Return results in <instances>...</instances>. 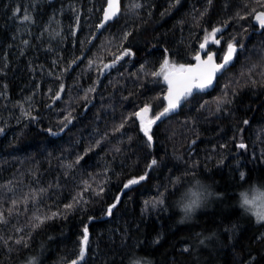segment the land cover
Instances as JSON below:
<instances>
[{"label":"trees","instance_id":"trees-1","mask_svg":"<svg viewBox=\"0 0 264 264\" xmlns=\"http://www.w3.org/2000/svg\"><path fill=\"white\" fill-rule=\"evenodd\" d=\"M136 2L143 6L134 9ZM58 3L67 5L62 31H49ZM16 6L18 0H0V185L11 181L17 200L32 190L44 193L12 208L9 225H0L5 239L24 238L19 245L0 243V264L71 261L85 226L89 244L79 264H264V221L237 203L241 190L264 182V29L237 14L264 8L254 0H121L119 17L96 36L105 0H44L36 5L31 32L12 23ZM77 10L80 25L73 35ZM214 27L223 29L216 35L220 43L210 40L208 51L219 60L231 38L243 49L213 90L196 92L152 126L149 146L132 113L150 104L153 117L166 106L167 85L151 73L160 70L165 49L170 62L192 63ZM126 32L131 35L124 40ZM125 49L134 55H123ZM117 56L122 58L103 69ZM61 83L64 91L56 98ZM225 95L231 103L217 112L216 99ZM69 112L71 123L64 121ZM241 139L246 149L237 147ZM152 159L157 165L149 169ZM145 172V180L124 189ZM197 178L213 194L193 218L181 221L176 199ZM78 193L86 203L64 211ZM10 196L5 193L6 213ZM116 197L113 214L105 215ZM159 197L166 210L142 212L145 201ZM57 211L59 216L32 227L34 217Z\"/></svg>","mask_w":264,"mask_h":264},{"label":"snow or ice","instance_id":"snow-or-ice-1","mask_svg":"<svg viewBox=\"0 0 264 264\" xmlns=\"http://www.w3.org/2000/svg\"><path fill=\"white\" fill-rule=\"evenodd\" d=\"M212 0H208V3L211 4ZM179 0H175V4H178ZM254 3L260 5L261 8H264V0H254ZM106 7L102 9L103 16H102V22L100 25H98V28H103L104 24L117 17L120 12V0H105ZM143 5L139 2H136L133 4L134 9H140ZM174 4L170 5V7H173ZM75 10V9H74ZM20 12V8L17 7L14 10V15L18 14ZM248 16H251L258 24V26L261 29H264V10L258 11L255 7H252L246 15L241 16L239 13L237 14L238 19H247ZM22 20L24 22H32L33 17L25 11V14L22 17ZM80 25V17L77 10V15L75 17V26L72 28V34L75 35V31L78 30ZM221 27H214L211 32H209L207 35L204 36V42L200 44V49L203 50L206 48L207 44L210 42L219 44L220 40L216 39L217 33L222 32ZM47 31V29H46ZM55 36H59V32L54 33ZM131 35V32H126L123 36V39L126 40L128 36ZM94 39V37H92ZM25 45L28 44V41H23ZM240 49H243V44L239 45ZM238 51L237 45L234 42V38H231L229 42H227V50L225 54L221 57L222 63H215L213 60V55L211 53L207 54V59L202 60L201 56L197 54L194 59L197 62L196 64H176L170 62L168 56H167V49H165V58L163 59V62L160 65V70L158 72L151 73V75L156 77H163L164 81L168 85L167 89V95L165 99L167 100V105L163 108L162 111H159L156 113L155 116L149 117V113L151 112V105L145 104L142 108L139 109V111H136L132 113V116L138 118L139 120V127L143 135L146 137V141L149 144V146L152 145L153 142V135H152V126L156 124L157 121H160L162 118L167 117L170 113L174 112L179 106L182 100H187L188 97L193 95V92H202L206 89H209L213 85V81L215 79V76L218 72H222L228 64L232 62V60L235 58L236 53ZM123 55L125 56H131L134 55V53L131 52L130 49H125L123 52ZM121 56L115 57V59L112 61L111 64H104L103 69L111 68L115 65V63L121 59ZM79 59V58H77ZM72 63H76V60H73ZM94 62L89 61V68L93 66ZM256 66L253 65L252 68L249 70V77L251 78L252 73L254 72ZM102 71V70H101ZM261 78V83L264 84V70H261L259 73ZM251 83L255 85L257 81L255 79H251ZM6 87V86H5ZM229 85H225V89L227 90ZM64 91V85L61 83L59 85V91L55 94L56 98L60 97V93ZM94 91V89H89V92ZM4 93H0V96H3ZM85 100L88 99V96L85 95ZM231 103L230 100H228L227 95L224 96V98H217L216 104L217 108L216 111L219 112L220 108L226 104ZM22 115L27 118L31 116L30 111L23 110L22 109ZM35 119L34 117H32ZM131 118V117H129ZM72 115L71 112L68 113L64 117V121H67L68 123H71ZM64 121H61L63 124ZM127 121H125L126 123ZM249 123L248 120H244L243 124L247 125ZM66 126V125H65ZM124 127V123H122L117 131L122 129ZM4 131L3 128H0V134H2ZM48 131L51 133L52 130L48 129ZM239 132H243V129L238 130ZM99 141H97V146L99 145ZM194 144L195 141H192ZM237 147L239 149H246L247 145L242 141L238 143ZM86 154V153H85ZM83 159V156L78 157L77 163H79V160ZM157 165V160L152 159L151 163L148 165V168L151 169L153 166ZM66 167L71 168L72 165L69 164ZM147 177V172H145V175L139 176L137 178L130 179L127 183L123 185L124 189H128L132 185H136L139 182L145 180ZM240 179H245V173L242 171L240 172ZM90 187L87 185V182H85V190ZM102 191V189H101ZM5 193H11V196L9 197V203L11 204V208L7 210V213L5 212V209L3 208V201L5 197ZM44 193V189H40L39 192L36 190H32L31 193L25 194L23 196L22 200H17L15 197L16 195V189L12 187V182L9 181L8 184L0 185V225L8 226L9 225V217L13 214L12 208L17 207L19 204L24 203L27 204L29 199H31L33 202H35L40 196H42ZM99 194V193H97ZM264 195V194H262ZM120 198L116 197V203H113L107 209L105 210V215L111 216L113 214V209L117 207V204L119 203ZM74 203H69L64 205V211L72 210L74 205H82L83 203H86V201L83 199V193H78L77 197L73 198ZM247 203L251 204L252 201H247ZM165 204V200L163 197L154 198L149 201L144 202V208L142 209V212L145 214L148 212L149 207L155 209L157 206H161V210H166L163 208V205ZM61 213L59 211L51 213V215H45V216H36L34 219L37 221L32 227L38 228L41 224L44 223L45 220L53 219L54 217L59 216ZM92 219V218H90ZM260 219H264V216H261ZM15 231L17 233L22 232L23 228H16ZM9 240H13V237L9 236L7 239L4 238L3 235H0V243L3 245H7ZM24 242L23 237H19L13 240V243L19 245ZM158 242V241H157ZM203 243V241H201ZM89 244V231L88 227L85 226L83 228V234L79 240V248L78 252L76 254V258L72 259L71 261L65 260L64 264H79V262L85 260L86 251ZM26 246V245H25ZM135 247V246H133ZM184 251H188L187 248L184 249ZM132 255V252H128L126 254L127 256ZM254 259V258H253ZM29 264H34V258L29 261ZM137 264L139 262L137 261ZM144 264H150L149 261L145 260Z\"/></svg>","mask_w":264,"mask_h":264},{"label":"clouds","instance_id":"clouds-1","mask_svg":"<svg viewBox=\"0 0 264 264\" xmlns=\"http://www.w3.org/2000/svg\"><path fill=\"white\" fill-rule=\"evenodd\" d=\"M213 194L207 181L197 178L184 188L176 199V209L181 214L179 219L189 220L193 218L207 203ZM264 182L254 181L253 184L241 190L238 198V207L244 214L251 215L257 222L264 216ZM247 201H252L249 204ZM150 262V261H149Z\"/></svg>","mask_w":264,"mask_h":264},{"label":"rangeland","instance_id":"rangeland-1","mask_svg":"<svg viewBox=\"0 0 264 264\" xmlns=\"http://www.w3.org/2000/svg\"><path fill=\"white\" fill-rule=\"evenodd\" d=\"M43 2H44V0H21V1L18 0V5L19 6L14 7V10L17 7H19L20 8V12L18 14H15V15H14V12L12 13V17H11L12 18V23L16 24L17 28L21 27V29H23V30L30 31L32 29V26L35 25L34 13H35V10H36V5L38 3H43ZM61 4L62 3H58L57 5H59V6L55 5V7L58 8V9H55L56 10L55 13L52 15V18L49 20V22L47 24V28L49 29V31L50 30H56V29L59 32L62 31L63 22H62V19H61L60 15H61L62 9L64 7H66L67 5L64 6V5H61ZM61 6H63V7H61ZM25 11H27L33 17L32 22H24L22 20V17L25 14ZM58 16H60V18ZM212 51H215V50H212ZM149 117H150V115H149Z\"/></svg>","mask_w":264,"mask_h":264},{"label":"water","instance_id":"water-1","mask_svg":"<svg viewBox=\"0 0 264 264\" xmlns=\"http://www.w3.org/2000/svg\"><path fill=\"white\" fill-rule=\"evenodd\" d=\"M104 7H106V4H105ZM120 8H121V0H120ZM119 15H120V14H119ZM119 15H118L117 17H115V18H113V19L107 21V22L104 24V27H103V28H97L96 36L99 35V34L103 31V29L106 28L111 22H113L116 18H118ZM102 16H103V12H102ZM102 16H101V20H100V22L98 23V25H100L101 22H102ZM202 43H203V42H202ZM236 45H237V44H236ZM208 47H209V43L207 44V46H206L205 49L201 50V49L199 48V51H198L197 54H199V55L201 56V59H202V60H206V59H207V54H208V53H211V54H214V55H213V60H214L215 63H217V64L222 63V60H219V59H218L217 53H216L215 51H210V52H209V51H208ZM237 48H238V50L240 49V48H239V45H237ZM197 54H196V55H197ZM236 54H237V53H236ZM235 57H236V56H235ZM234 60H235V58L232 60V62H231L230 64H228V66H227L224 70H222V72H218V73L216 74L215 79H214V81H213V85H212V87L209 88V89H206V90H204V91H202V92H208V91L213 90V89L215 88L216 84H217L218 77L221 76V75H222V74H223V73H224V72H225L230 66H232ZM196 63H197V62L194 60L192 63H189V64H193V65H194V64H196ZM164 82H165V81H164ZM165 84L167 85L166 82H165ZM167 89H168V85H167ZM195 93H196V91L193 92V94H195ZM166 95H167V90H166V92H165V94H164V100H165L166 105H167V100L165 99ZM184 101H185V100H182V101H181L180 106H179L176 110H178V109L181 107V105L184 103ZM176 110H175V111H176ZM149 115H150V113H149ZM137 119H138V118H137Z\"/></svg>","mask_w":264,"mask_h":264},{"label":"bare ground","instance_id":"bare-ground-1","mask_svg":"<svg viewBox=\"0 0 264 264\" xmlns=\"http://www.w3.org/2000/svg\"><path fill=\"white\" fill-rule=\"evenodd\" d=\"M61 1V0H60ZM187 8V7H186ZM59 38V37H58ZM55 42V41H54Z\"/></svg>","mask_w":264,"mask_h":264}]
</instances>
